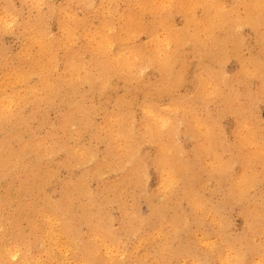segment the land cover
Masks as SVG:
<instances>
[{
  "label": "rangeland",
  "instance_id": "obj_1",
  "mask_svg": "<svg viewBox=\"0 0 264 264\" xmlns=\"http://www.w3.org/2000/svg\"><path fill=\"white\" fill-rule=\"evenodd\" d=\"M69 1L73 2L70 3ZM113 1L0 0V57H7H3L2 59H0V69L2 68L0 70V87H2L0 88L2 89L0 90V96L3 97H0V241L2 242H0V264H13L12 262L16 261L18 262V264H21L20 259H12L5 252L4 248H6L7 245L12 246L13 244H15L16 248H18L19 253H27L29 255L38 257L40 259V264L76 263L78 256L74 254V250H70L69 253H67L66 251L64 260H62V258L60 257L50 259L48 254L46 253V250L49 248L47 243H44L43 245L37 239L35 230L31 228L32 226L37 227V225L42 227L44 224H46L44 220L41 219V214L52 210V208L54 210L56 204L63 205L67 189L69 188H71L69 189V191L72 193V195H74L72 198L74 207L71 208L74 220H72L73 223L71 224L76 229L79 228L78 230L84 238V241H86L87 239V241H89L92 246L97 244L96 250L98 259L96 258L97 260L93 261V264H264V184H262L264 182V76H261L264 75L263 0H261L262 2L256 0L257 4H255V0H212V2L217 1L214 2V5L219 4L216 6H214L212 3L210 5L211 0H191L190 2L189 0L187 2H180L182 0H146L148 3H146L145 0H135V2H133L134 0ZM137 1L138 4L136 6L135 4ZM144 1L146 3L145 6L143 4ZM3 2L5 5H3ZM244 3L249 4L246 6V4ZM51 4L53 5V7ZM70 4L72 10L70 9ZM35 5L38 6V9L40 10L39 12L37 11L38 9H36L37 6L35 7ZM134 5L136 6V8H134ZM179 5L181 6L179 7ZM189 5L191 7H188ZM212 5L213 8L211 7ZM207 7H209V13H207V10H205L207 9ZM215 7L219 8L216 9ZM246 7H248V9ZM5 8H9V10H6ZM196 8H198V10H196ZM35 9L36 11H33ZM172 9H174L175 11ZM239 9H241V11ZM4 10L7 12H5ZM97 10L100 12H98ZM180 10H182V12ZM217 10L220 11H218L217 13ZM249 10L250 12H248ZM109 11L112 12L110 13ZM211 11L214 12H212L214 14H212L213 18H211L212 16H210ZM62 12L65 14H63ZM66 12L68 13V15ZM104 12H106L105 15ZM141 12L145 15H142ZM109 13L112 18L110 17V15L107 16ZM130 13L132 14V16ZM237 13L238 16L240 15L239 17L236 16ZM61 14H63V16ZM69 15L70 18L67 17ZM220 15H222V20L219 19ZM73 16L78 20L73 18ZM106 17H108V22L103 21L106 20ZM2 18H4L5 20ZM87 18H90V21ZM251 18H253V20ZM256 18L258 19L256 20ZM113 19H115V23L113 22ZM199 19L201 20V22L199 21ZM202 19L205 21L203 22ZM67 21L69 22V24ZM13 22L16 23L15 26H13ZM86 22L87 26H85ZM109 22L113 23L110 24ZM122 22H126L127 24H124ZM219 22L221 23L219 24ZM78 23L81 24L80 27ZM60 24L63 25L64 28L62 26H59ZM64 24L68 27H66ZM143 24L144 26L146 24V28L143 26ZM155 24L157 25V27ZM100 25L102 26L100 27ZM183 25L185 27H183ZM212 25L214 26L213 28ZM110 26L111 28H109ZM150 26H153V29H151ZM191 26H193L194 28ZM198 26L200 27V30L198 29ZM71 27L73 28V30ZM141 27L145 29H141ZM174 27L180 29H175ZM37 28L39 31L37 30ZM94 28L97 29L98 32ZM42 29H44V31H40ZM138 29L139 32L137 33L139 34H137L136 32H134L133 34V31H138ZM209 29L213 31L210 32ZM31 30H33V32ZM182 30L186 32H183ZM195 30L199 32L198 34L200 35V37L199 35H196ZM214 30L215 34H213ZM168 31H170L171 33ZM203 31L204 33L206 31V34H204ZM156 32L158 33V35L156 34ZM129 33H131L133 36ZM169 33L171 34V36ZM188 33L190 34L187 35ZM152 34L153 36H151ZM244 34L246 35L244 36ZM173 35L177 37H174ZM210 35H213L212 38H210ZM236 35L238 36V38ZM24 38L27 39L24 40ZM28 38L32 39L29 40ZM35 39L37 40V43H34L36 42L34 41ZM86 39H88L87 42ZM155 39L158 41H154ZM40 40H43L42 43ZM115 40L117 41L115 42ZM174 40H176L175 43ZM50 42L52 43V45L50 44ZM121 42H123L124 44ZM86 43H88L89 45ZM157 43L159 44V46ZM161 43L163 44L161 45ZM179 43L181 44V46ZM231 44L235 46H231ZM218 45H220V47H218ZM50 47L54 50V52L52 49H50ZM53 47L56 48L57 51H55L56 49H54ZM88 47L91 50H88ZM35 48L37 50H35ZM209 48H211L212 50H210ZM205 50L207 53L205 52ZM19 51L22 52L23 55ZM18 53L19 56H17ZM196 53L198 54L196 55ZM54 54L55 56H58H56V59L55 57H53ZM204 55L207 56V58ZM251 55H254V57ZM68 56L70 59H66V57ZM159 57H161L160 59L162 61L159 59ZM57 58L59 59L57 60ZM111 59H114L113 62H111ZM227 59H229L228 62ZM28 60L30 61L27 63ZM50 60H52V63L50 62ZM48 61L50 62V64ZM159 61L161 64L159 63ZM23 62L25 63L23 64ZM251 62L253 63L251 64ZM30 63H32L31 65L34 66L29 67ZM52 64L54 66L56 64L57 65L56 67H52ZM212 64L216 66L213 67ZM153 65L155 67H153ZM44 66L48 69L45 70ZM200 67L201 69H199ZM34 69L37 70L34 71ZM28 70L30 71V73ZM42 71H44V73ZM5 72L7 73L5 74ZM243 72L246 74H243ZM42 74L45 76L47 75L46 78ZM55 75L57 76L55 77ZM121 75L123 76V78ZM59 76L63 78L61 79L59 78ZM250 76H254V78ZM24 77H26V79L28 80L26 81ZM52 78L54 80H51ZM70 78L72 79V82L70 81ZM31 79L32 81H30ZM65 79L66 81H64ZM165 79L167 81H165ZM23 80H25L26 82ZM49 80H51V82ZM19 82L21 83V86ZM91 82L94 85H92ZM18 83L19 85H17ZM4 84L7 86H5ZM45 84L47 89L44 86ZM49 84L51 85L49 86ZM9 85H11V87H9L10 89L8 88ZM42 85L45 87V89ZM149 85L150 87H148ZM15 86L16 88H18L16 89ZM31 87L34 89H31ZM50 87L52 88L50 89ZM140 87L143 89H140ZM35 89L36 91H34ZM42 89L44 90L43 93ZM90 89L92 92L90 91ZM172 89L175 91H173ZM176 89H178V91ZM215 90H217V92H215ZM10 91L11 93H9L8 95V92ZM38 91L40 93H38ZM230 92H232L233 94ZM5 93L7 94V96ZM122 93L125 95H123ZM228 93L230 97H228ZM35 96L37 100L39 99L38 101L35 100ZM215 99L217 100V102ZM226 99L229 100L227 101ZM163 100H165L166 102ZM64 102L66 103V105ZM15 103L17 105H15ZM26 105L30 106L27 107ZM70 105L74 107H71ZM177 105L179 106L178 109L181 108L180 110L177 109ZM144 107H147L148 109ZM9 108L10 111H8ZM11 109L13 113H11ZM106 109H108L109 111ZM154 113L155 116L164 118L167 121L168 126L166 124L164 125V127H162L163 125L160 122H157L156 124L153 119ZM1 115H3L4 117ZM10 117L13 118L9 119ZM7 119L10 120V122ZM6 120L7 122H5ZM245 120L247 121L246 124ZM48 121L49 123H47ZM193 121L196 124H193ZM155 124L158 126H155ZM162 128H165L166 130H163ZM257 130L258 132H256ZM35 131H37V133ZM201 132H203L204 134H202ZM55 133L56 136L54 137ZM161 134L165 136H162ZM244 138L246 141H244ZM32 142L36 143L34 144ZM124 142H126L127 144ZM66 144H68V146ZM205 146L207 147L205 148ZM166 148L170 151V153L165 150ZM162 149H164V151ZM68 151H70V153ZM62 152L66 155H64ZM260 154L262 156H260ZM21 156L22 158H20ZM9 160L15 161H12L11 163L9 162ZM248 161L250 162L247 164ZM85 163H87L88 165ZM78 166H81L82 168ZM118 168H121V171ZM128 168L130 169V171ZM168 172H170V175H168ZM49 173L51 174L49 175ZM238 176L240 177V179ZM247 176L251 180L248 183L243 180L244 178H247ZM136 177L137 179H135ZM170 178H173V183L171 185L169 183ZM78 180H81L83 182V187L81 189L83 190L82 193L74 191V189H76L75 185L76 183H78ZM138 180L140 181L138 182ZM240 180L241 186L239 185ZM160 182H162V184ZM235 183H237L238 185ZM106 185L108 187H105ZM162 185L164 186V188ZM234 186H236V188ZM158 187L160 189H158ZM233 187L234 189H232ZM104 188H106V190ZM97 191L100 195L97 193ZM132 194L134 197L132 196ZM121 196L123 198H121ZM41 198L42 200L44 199V203L42 202ZM191 198L194 201H191ZM193 205L194 207H192ZM156 207L158 210L156 209ZM32 208L35 210H32ZM83 208H85L86 211L88 210L89 217L87 221H77L76 216L82 214V211L80 210H83ZM63 209L66 211L65 208ZM133 209L136 211H134ZM146 212L148 213V215ZM150 215L154 216L151 217ZM104 218L105 220H103ZM99 226L102 228H100ZM90 227H93L95 229L91 231ZM93 232L99 235V237L103 240V243L101 242L98 244V242L94 240ZM69 233L70 236L74 235L73 231L71 230L69 231ZM20 244H22V247L20 246ZM106 246L109 247L107 248ZM146 246H148V248H146ZM28 247H30V249ZM237 252L244 253V261L242 263H237L235 261ZM56 253V255H60L57 250ZM123 255H125L126 257H124ZM121 256H123L124 259ZM1 259L4 261H2ZM136 260L138 261V263ZM215 261L216 263H214Z\"/></svg>",
  "mask_w": 264,
  "mask_h": 264
},
{
  "label": "bare ground",
  "instance_id": "obj_2",
  "mask_svg": "<svg viewBox=\"0 0 264 264\" xmlns=\"http://www.w3.org/2000/svg\"><path fill=\"white\" fill-rule=\"evenodd\" d=\"M4 1H7V0H4ZM20 1V0H19ZM35 1V0H34ZM50 1V0H49ZM103 1V0H102ZM113 1V0H112ZM115 1V0H114ZM113 1V2H114ZM126 1V0H125ZM138 1H141V0H138ZM138 1L136 2V6H137V4H138ZM146 1V0H145ZM145 1H144V6H145V4L146 3H148L147 1H146V3H145ZM175 1V0H174ZM177 1H180V0H177ZM187 2L188 0H182V1H180V2ZM191 0H189V2H190ZM204 1V0H203ZM246 1V0H245ZM244 1V2H245ZM256 1V0H255ZM255 1H254V3H255ZM259 1H261V0H259ZM30 2H33V1H30ZM70 2V1H69ZM73 1H71L70 3H72ZM130 2V1H129ZM133 2H135V0L133 1ZM179 2V3H180ZM195 2H197V1H195ZM199 2V1H198ZM209 2V1H208ZM214 2H217V1H214ZM214 2H212V0H211V2H210V5H211V3L214 5ZM251 2V1H250ZM262 2V1H261ZM261 2H260V4H261ZM263 2H264V0H263ZM1 3H2V1H1ZM11 3V2H10ZM117 3V2H116ZM170 3H172V2H170ZM259 3V2H258ZM79 4V3H78ZM112 4V3H111ZM127 4V3H126ZM152 4H153V2H152ZM177 4V3H176ZM186 4V3H185ZM191 4V3H190ZM216 4V3H215ZM244 4H246V3H244ZM249 4V3H248ZM248 4H246V6L248 5ZM255 4H257V1H256V3ZM3 5H5L4 4V2H3ZM11 5V4H10ZM52 5V4H51ZM81 5V4H80ZM91 5V4H90ZM93 5H94V3H93ZM99 5V4H98ZM134 5V6H135ZM149 5V4H148ZM163 5V4H162ZM165 5V4H164ZM167 5V4H166ZM197 5H198V3H197ZM200 5V4H199ZM209 5V6H210ZM213 5L211 6L212 8H213ZM216 5H219V4H216ZM216 5H214V6H216ZM263 6H264V3L262 4ZM20 6V5H19ZM37 5H35V7H36ZM56 6V5H55ZM54 6V7H55ZM87 6V5H86ZM110 6H112V5H110ZM133 6V7H134ZM136 6L134 7V8H136ZM151 6V5H150ZM154 6V5H153ZM171 6V5H170ZM181 5H179V7H180ZM194 6H195V3H194ZM228 6V5H227ZM234 6V5H233ZM252 6V5H251ZM4 7V6H3ZM7 7V6H6ZM10 7V6H9ZM32 7V6H31ZM30 7V8H31ZM35 7H33V8H35ZM52 7H53V5H52ZM69 7V6H68ZM132 7V8H133ZM140 7H141V4H140ZM155 7V6H154ZM184 7V6H183ZM188 7H191L190 5L188 6ZM192 7H193V5H192ZM199 7V6H198ZM201 7V6H200ZM235 7V6H234ZM85 8V7H84ZM96 8H97V6H96ZM107 8V7H106ZM115 8V7H114ZM118 8V7H117ZM138 8V7H137ZM147 8H149V7H147ZM157 8V7H156ZM170 8V7H169ZM177 8V7H176ZM208 8L209 7H207V9H205V10H207V13H209L210 11L208 10ZM216 9L217 8H219V7H215ZM221 8V7H220ZM239 8V7H238ZM245 8V7H244ZM247 9H248V7H246ZM260 8V7H259ZM6 10H9V8H5ZM36 9H38V6H37V8ZM36 9L35 10H33V11H36ZM55 9V8H54ZM60 9H61V7H60ZM70 9H71V4H70ZM126 9V8H125ZM180 9H182V8H180ZM202 9V8H201ZM264 9V8H263ZM2 10V9H1ZM29 10V9H28ZM65 10V9H64ZM68 10V9H67ZM72 10V9H71ZM71 10H69V11H71ZM94 10H96V9H94ZM99 10V9H98ZM97 10V11H98ZM104 10H107V9H104ZM112 10V9H111ZM154 10V9H153ZM172 10H174V9H172ZM196 10H198V8H196ZM196 10H195V12H196ZM210 10H212V9H210ZM240 11H241V9H239ZM238 10V11H239ZM256 10V9H255ZM5 11V10H4ZM16 11V10H15ZM38 12L40 11L39 9L37 10ZM75 11H76V9H75ZM93 11V10H92ZM101 11H102V8H101ZM149 11V10H148ZM147 11V12H148ZM175 11V10H174ZM181 12H182V10H180ZM209 11V12H208ZM218 11H220V10H217V13H218ZM244 11V10H243ZM242 11V12H243ZM5 12H7V11H5ZM20 12V11H19ZM98 12H100V11H98ZM110 13L112 12V11H109ZM117 12V11H116ZM146 12V13H147ZM184 12H186V11H184ZM213 11H211V15L210 16H212L211 18H213V13H212ZM247 12V11H246ZM245 12V13H246ZM248 12H250V10L248 11ZM253 12V11H252ZM258 12V11H257ZM2 13V12H1ZM13 13V12H12ZM63 13V12H62ZM67 13V12H66ZM105 13L106 12H104V15H105ZM110 13L107 15V16H109L110 15ZM114 13V12H113ZM123 13H124V11H123ZM132 13V12H131ZM130 13V14H131ZM142 13V12H141ZM189 13V12H188ZM191 13H192V11H191ZM190 13V14H191ZM220 13V12H219ZM224 13V12H223ZM233 13V12H232ZM19 14V13H18ZM21 14V13H20ZM54 14V13H53ZM63 14H65V13H63ZM63 14H61L62 16H63ZM71 14V13H70ZM75 14V13H74ZM73 14V15H74ZM92 14V13H91ZM115 14V13H114ZM134 14H137V13H134ZM144 13H142V15H143ZM186 14V13H185ZM213 14V15H212ZM242 14V13H241ZM61 15H59V16H61ZM67 15H68V13H67ZM79 15V14H78ZM118 15V14H117ZM116 15V16H117ZM145 15V14H144ZM232 15V14H231ZM235 15V14H234ZM234 15H233V17H234ZM250 15H251V13H250ZM254 15V14H253ZM258 15V14H257ZM263 15V14H262ZM10 16H11V14H10ZM17 16V15H16ZM53 16V15H52ZM56 16V15H55ZM58 16V15H57ZM76 16V15H75ZM113 16V15H112ZM128 16H130V15H128ZM131 16H132V14H131ZM135 16V15H134ZM137 16V15H136ZM191 16V15H190ZM197 16V15H196ZM207 16V15H206ZM221 16L222 15H220V20H222L221 19ZM236 16L237 17H239L238 16V13L236 14ZM243 16H244V14H243ZM242 16V17H243ZM260 16V15H259ZM1 17V16H0ZM8 17V16H7ZM45 17V16H44ZM43 17V18H44ZM66 17V16H65ZM68 18H70V15L69 16H67ZM71 17H72V15H71ZM110 17H111V15H110ZM122 17V16H121ZM127 17V16H126ZM143 17V16H142ZM166 17V16H165ZM172 17V16H171ZM198 17V16H197ZM208 17V16H207ZM218 17V16H217ZM224 17V16H223ZM246 17H247V15H246ZM253 17V16H252ZM6 18V17H5ZM46 18V17H45ZM73 18H75L76 20H78L76 17H74L73 16ZM80 18H82V17H80ZM92 18V17H91ZM112 18V17H111ZM132 18V17H131ZM137 18V17H136ZM146 18V17H145ZM186 18V17H185ZM231 18H232V16H231ZM1 19V18H0ZM2 19H4V18H2ZM17 19V18H16ZM34 19V18H33ZM32 19V20H33ZM37 19H39V18H37ZM64 19V18H63ZM62 19V20H63ZM74 19V20H75ZM88 19V18H87ZM90 19V18H89ZM88 19V20H89ZM107 19H108V17H106V20H103L104 22H106L107 21ZM118 19V18H117ZM121 19H124V18H121ZM129 19V18H128ZM138 19H140V18H138ZM162 19V18H161ZM187 19V18H186ZM192 19V18H191ZM229 19V18H228ZM252 20H253V18H251ZM250 19V20H251ZM258 18H256V20H257ZM5 20V19H4ZM29 20V19H28ZM50 20V19H49ZM68 20V19H67ZM110 20V19H109ZM114 20L115 19H113V22H114ZM145 20V19H144ZM197 20H198V18H197ZM203 20V19H202ZM207 20V19H206ZM210 20V19H209ZM208 20V21H209ZM212 20V19H211ZM217 20V19H216ZM219 20V21H220ZM226 20V19H225ZM249 20V19H248ZM8 21V20H7ZM12 21V20H11ZM26 21V20H25ZM38 21V20H37ZM40 21H41V19H40ZM65 21V20H64ZM73 21V20H72ZM90 21V20H89ZM140 21V20H139ZM191 21V20H190ZM193 21H195V20H193ZM199 21L201 22V20L199 19ZM205 20H203V22H204ZM231 21H233V20H231ZM68 22V21H67ZM66 22V23H67ZM78 22V21H77ZM76 22V23H77ZM97 22V21H96ZM108 22V21H107ZM112 22V23H113ZM127 22V21H126ZM124 23V22H122V23H124V24H127V23ZM131 22H132V20H131ZM160 22V21H159ZM161 22H163V21H161ZM186 22H187V20H186ZM213 22V21H212ZM212 22H210V23H212ZM215 22V21H214ZM251 22V21H250ZM255 22V21H254ZM2 23V22H1ZM14 23V25L13 26H15V22H13ZM48 23V22H47ZM52 23V22H51ZM74 23H75V21H74ZM110 23V22H109ZM108 23V24H109ZM112 23H110V24H112ZM115 23V22H114ZM136 23H138V22H136ZM140 23V22H139ZM141 23H142V21H141ZM155 23V22H154ZM165 23H166V21H165ZM172 23V22H171ZM170 23V24H171ZM218 23V22H217ZM221 22H219V24H220ZM229 23V22H228ZM20 24V23H19ZM68 24H69V22H68ZM72 24V23H71ZM130 24V23H129ZM132 24H133V22H132ZM167 24V23H166ZM173 24V23H172ZM202 24V23H201ZM215 24V23H214ZM23 25H24V23H23ZM22 25V26H23ZM52 25V24H51ZM65 25V24H64ZM74 25V24H73ZM78 25H79V27H80V25L81 24H79L78 23ZM84 25H85V23H84ZM83 25V26H84ZM105 25V24H104ZM122 25V24H121ZM120 25V26H121ZM150 25V24H149ZM156 25V24H155ZM154 25V26H155ZM159 25V24H158ZM176 25H178V24H176ZM175 25V26H176ZM186 25V24H185ZM196 25V24H195ZM194 25V26H195ZM205 25V24H204ZM208 25V24H207ZM234 25V24H233ZM245 25V24H244ZM249 25V24H248ZM251 25V24H250ZM22 26H21V28H22ZM40 26H42V25H40ZM47 26V25H46ZM59 26H62L63 28H64V26L63 25H59ZM66 26V25H65ZM77 26V25H76ZM75 26V27H76ZM82 26V27H83ZM85 26H87V22H86V25ZM102 25H100V27H101ZM109 26V25H108ZM114 26V25H113ZM112 26V27H113ZM117 26V25H116ZM127 26V25H126ZM143 26H144V24H143ZM162 26V25H161ZM167 26H168V24H167ZM174 26V25H173ZM187 26V25H186ZM197 26V25H196ZM255 26V25H254ZM253 26V27H254ZM18 27V26H17ZM50 27V26H49ZM66 27H68V26H66ZM70 27V26H69ZM89 27H91V26H89ZM93 27V26H92ZM119 27V26H118ZM125 27V26H124ZM145 28H146V24H145V26H144ZM148 27V26H147ZM151 27V26H150ZM153 27V26H152ZM151 27V29H153ZM156 27H157V25H156ZM163 27H164V24H163ZM166 27V26H165ZM181 27V26H180ZM183 27H185L184 25H183ZM188 27V26H187ZM191 27H193V26H191ZM214 26L212 25V28H213ZM60 28V27H59ZM63 28H61V29H63ZM72 28V27H71ZM97 28V27H96ZM107 28V27H106ZM109 28H111V26L109 27ZM116 28V27H115ZM143 27H141V29H142ZM145 28H143V29H145ZM175 28V27H174ZM194 28V27H193ZM193 28H191V29H193ZM241 28V27H240ZM7 29V28H6ZM32 29V28H31ZM78 29V28H77ZM87 29V28H86ZM95 29V28H94ZM93 29V30H94ZM124 29V28H123ZM128 29V28H127ZM132 29V28H131ZM140 29V30H141ZM150 29V30H151ZM171 29V28H170ZM175 29H180V28H175ZM198 29L200 30V27L198 26ZM203 29V28H202ZM201 29V30H202ZM211 29V28H210ZM209 29V31L210 32H212L211 30ZM215 29V28H214ZM224 29V28H223ZM238 29V28H237ZM8 30H9V28H8ZM13 30V29H12ZM30 30V29H29ZM37 30H38V28H37ZM48 30H49V28H48ZM71 30V29H70ZM72 30H73V28H72ZM75 30V29H74ZM95 30H97V29H95ZM120 30V29H119ZM197 30V29H196ZM195 30V31H196ZM208 30V29H207ZM216 30H218V29H216ZM220 30V29H219ZM222 30V29H221ZM257 30V29H256ZM255 30V31H256ZM32 32H33V30H31ZM39 31V30H38ZM40 31H44V29H42V30H40ZM58 31V30H57ZM64 31V30H63ZM76 31V30H75ZM79 31H80V29H79ZM91 31V30H90ZM101 31V30H100ZM99 31V32H100ZM103 31V30H102ZM114 31V30H113ZM118 31V30H117ZM124 31V30H123ZM143 31H146V30H143ZM147 31H148V29H147ZM156 31V30H155ZM183 31V30H182ZM186 31H187V28H186ZM186 31H183V32H186ZM191 31H193V30H191ZM238 31H240V30H238ZM30 32V31H29ZM88 32V31H87ZM97 32H98V30H97ZM111 32V31H110ZM119 32V31H118ZM132 32V31H131ZM134 32H139V29H138V31L136 30V31H133V34H134ZM140 32H142V31H140ZM153 32V31H152ZM168 32H170V31H168ZM208 32V31H207ZM42 33V32H41ZM75 33H77V32H75ZM96 33V32H95ZM120 33H121V31H120ZM171 33V32H170ZM169 33V34H170ZM199 32L198 31H196V35H199L198 34ZM203 33H204V31H203ZM209 33V32H208ZM220 33V32H219ZM239 33V32H238ZM245 33V32H244ZM25 34V33H24ZM34 34H35V32H34ZM50 34V33H49ZM77 34H79V33H77ZM85 34V33H84ZM84 34H83V37H84ZM98 34V33H97ZM96 34V35H97ZM114 34V33H113ZM117 34V33H116ZM129 34H131V33H129ZM137 34H139V33H137ZM151 34V33H150ZM156 34L158 35V33L156 32ZM155 34V35H156ZM168 34V33H167ZM190 33H188L187 35H189ZM204 34H206V31H205V33ZM213 34H215V30H214V33ZM221 34V33H220ZM219 34V35H220ZM224 34V33H223ZM262 34V33H261ZM40 35V34H39ZM51 35V34H50ZM49 35V36H50ZM94 35V34H93ZM122 35V34H121ZM127 35V34H126ZM132 35V34H131ZM187 35H186V37H187ZM203 35V34H202ZM201 35V36H202ZM217 35V34H216ZM225 35V34H224ZM238 35V34H237ZM236 35V36H237ZM246 34H244V36H245ZM61 36V35H60ZM133 36V35H132ZM132 36H130V37H132ZM138 36V35H137ZM136 36V37H137ZM151 36H153V34L151 35ZM170 36H171V34H170ZM174 37H177V36H175V35H173ZM178 36H179V34H178ZM181 36H182V32H181ZM204 36H206V35H204ZM211 36V35H210ZM213 36V35H212ZM212 36L210 37V38H212ZM260 36V35H259ZM43 37V36H42ZM117 37H119V36H117ZM125 37V36H124ZM127 37V36H126ZM197 37V36H196ZM199 37H200V35H199ZM220 37V36H219ZM89 38V37H88ZM138 38V37H137ZM154 38H155V36H154ZM192 38V37H191ZM221 38V37H220ZM234 38H236V37H234ZM237 38H238V36H237ZM243 38V37H242ZM247 38V37H246ZM259 38V37H258ZM27 39V38H26ZM25 38H24V40H26ZM29 39V38H28ZM30 39H32V38H30ZM29 39V40H30ZM37 39V38H36ZM34 40V41H36V42H34V43H37V40ZM44 39H45V37H44ZM43 39V40H44ZM47 39H49V38H47ZM76 39V38H75ZM90 39H91V37H90ZM98 39V38H97ZM147 39V38H146ZM166 39H169V38H166ZM177 39V38H176ZM184 39V38H183ZM189 39V38H188ZM195 39V38H194ZM207 39V38H206ZM209 39V38H208ZM230 39V38H229ZM232 39V38H231ZM42 40V41H43ZM58 40V39H57ZM87 40L88 39H86V42H87ZM107 40V39H106ZM121 40V39H120ZM162 40V39H161ZM178 40V39H177ZM191 40V39H190ZM41 41V40H40ZM42 41H41V43H42ZM91 41V40H90ZM117 40H115V42H116ZM154 41H158V40H154ZM160 41V40H159ZM169 41V40H168ZM175 41L176 40H174V43H175ZM185 41V40H184ZM222 41V40H221ZM220 41V42H221ZM39 42V41H38ZM69 42V41H68ZM119 42V41H118ZM148 42V41H147ZM146 42V43H147ZM181 42V41H180ZM84 43H85V41H84ZM92 43H94V42H92ZM98 43V42H97ZM121 43H123V42H121ZM128 43V42H127ZM134 43V42H133ZM137 43V42H136ZM150 43H151V41H150ZM171 43V42H170ZM178 43V42H177ZM218 43H219V41H218ZM217 43V44H218ZM239 43V42H238ZM247 43V42H246ZM251 43V42H250ZM262 43V42H261ZM50 44L52 45V43L50 42ZM58 44V43H57ZM61 44V43H60ZM75 44V43H74ZM79 44V43H78ZM86 44H88V43H86ZM91 44V43H90ZM94 44H96V43H94ZM124 44V43H123ZM149 44V43H148ZM154 44V43H153ZM158 44V43H157ZM163 43H161V45H162ZM180 44V43H179ZM193 44V43H192ZM233 44V43H232ZM231 44V46H235V45H232ZM259 44V43H258ZM31 45V44H30ZM34 45V44H33ZM39 45H41V44H39ZM59 45V44H58ZM89 45V44H88ZM98 45V44H97ZM117 45V44H116ZM134 45V44H133ZM132 45V46H133ZM144 45H146V44H144ZM170 45V44H169ZM176 45V44H175ZM204 45V44H203ZM251 45V44H250ZM29 46V45H28ZM55 46V45H54ZM64 46V45H63ZM66 46H68V45H66ZM83 46H84V44H83ZM102 46H103V44H102ZM152 46V45H151ZM158 46H159V44H158ZM180 46H181V44H180ZM230 46V45H229ZM30 47V46H29ZM33 47V46H32ZM89 47H91V46H89ZM88 47V50L90 49ZM119 47V46H118ZM163 47V46H162ZM192 47V46H191ZM218 47H220V45H218ZM221 47H222V45H221ZM39 48H40V46H39ZM54 48V47H53ZM70 48V47H69ZM81 48H82V46H81ZM108 48H109V46H108ZM111 48V47H110ZM124 48V47H123ZM131 48V47H130ZM156 48V47H155ZM155 48H154V50H155ZM167 48V47H166ZM199 48H201V47H199ZM208 48V47H207ZM216 48V47H215ZM214 48V49H215ZM239 48V47H238ZM252 48V47H251ZM263 48V47H262ZM9 49V48H8ZM23 49V48H22ZM25 49V48H24ZM50 49H52L51 47H50ZM54 49H56V48H54ZM62 49V48H61ZM68 49V48H67ZM87 49V48H86ZM118 49V48H117ZM125 49V48H124ZM136 49V48H135ZM162 49V48H161ZM169 49V48H168ZM210 50H212L211 48H209ZM3 50V49H2ZM35 50H37L36 48H35ZM53 50V49H52ZM66 50V49H65ZM91 50V49H90ZM104 50V49H103ZM103 50H100V51H103ZM188 50V49H187ZM230 50V49H229ZM241 50V49H240ZM12 51V50H11ZM15 51V50H14ZM44 51V50H43ZM50 51V50H49ZM55 51H57V49L55 50ZM62 51V50H61ZM64 51V50H63ZM68 51V50H67ZM69 51H71V50H69ZM82 51V50H81ZM80 51V52H81ZM157 51V50H156ZM164 51V50H163ZM165 51H167V50H165ZM174 51V50H173ZM180 51V50H179ZM252 51V50H251ZM4 52V51H3ZM20 52V51H19ZM31 52H32V50H31ZM35 52V51H34ZM33 52V53H34ZM37 52V51H36ZM47 52H48V50H47ZM53 52H54V50H53ZM86 52V51H85ZM205 52H206V50H205ZM238 52H239V49H238ZM237 52V53H238ZM260 52V51H259ZM258 52V53H259ZM12 53V52H11ZM17 53V52H16ZM21 54H22V52H20ZM52 53V52H51ZM57 53V52H56ZM58 53H60V52H58ZM94 53V52H93ZM92 53V54H93ZM132 53V52H131ZM200 53H201V51H200ZM203 53V52H202ZM207 53V52H206ZM217 53V52H216ZM215 53V54H216ZM30 54H32V53H30ZM36 54H38V53H36ZM40 54V53H39ZM49 54V53H48ZM81 54V53H80ZM79 54V55H80ZM97 54V53H96ZM95 54V55H96ZM124 54H125V51H124ZM134 54V53H133ZM170 54H172V53H170ZM177 54V53H176ZM198 53H196V55H197ZM205 54V53H204ZM210 54V53H209ZM214 54V55H215ZM235 54V53H234ZM23 55V54H22ZM63 55H64V53H63ZM76 55V54H75ZM129 55V54H128ZM149 55V54H148ZM169 55V54H168ZM211 55V54H210ZM10 56V55H9ZM17 56H19V53L17 54ZM39 56V55H38ZM45 56V55H44ZM51 56V55H50ZM50 56H49V58H50ZM57 56V55H56ZM56 56H55V54H54V56L53 57H55V59H56ZM59 56H60V54H59ZM72 56V55H71ZM70 56V57H71ZM77 56H78V54H77ZM76 56V57H77ZM125 56V55H124ZM131 56V55H130ZM153 56V55H152ZM160 56V55H159ZM170 56V55H169ZM168 56V57H169ZM174 56V55H173ZM178 56H179V53H178ZM205 56V55H204ZM222 56H223V54H222ZM251 56H253L254 57V55H251ZM3 57H5V56H3ZM2 57V58H3ZM58 57V56H57ZM116 57V56H115ZM168 57H167V59H168ZM175 57V56H174ZM201 57V56H200ZM199 57V58H200ZM206 58H207V56H205ZM217 57V56H216ZM229 57V56H228ZM232 57H234V56H232ZM262 57H263V55H262ZM261 57V58H262ZM1 57H0V59H2ZM5 58H7V57H5ZM26 58V57H25ZM34 58V57H33ZM36 58H37V56H36ZM48 58V57H47ZM62 58V57H61ZM60 58V59H61ZM67 58H69V56L68 57H66V59ZM93 58H94V56H93ZM97 58H98V56H97ZM97 58H95V59H97ZM119 58V57H118ZM118 58H116V59H118ZM135 58V57H134ZM137 58V57H136ZM161 57H159V59H160ZM165 58V57H164ZM204 58V57H203ZM247 58V57H246ZM257 58V57H256ZM15 59V58H14ZM31 59V58H30ZM59 58H57V60H58ZM70 59V58H69ZM105 59H107V58H105ZM163 59V58H162ZM166 59V60H167ZM184 59V58H183ZM182 59V60H183ZM187 59V58H186ZM208 59H210V58H208ZM220 59V58H219ZM230 59V58H229ZM229 59H227V62H228V60ZM240 59V58H239ZM248 59V58H247ZM254 59V58H253ZM13 60V59H12ZM92 60V59H91ZM114 60V59H113ZM113 60L111 59V62H113ZM137 60V59H136ZM142 60V59H141ZM155 60V59H154ZM153 60V61H154ZM161 60V59H160ZM172 60V59H171ZM181 60V59H180ZM207 60V59H206ZM222 60V59H221ZM252 60V59H251ZM262 60V59H261ZM3 61V60H2ZM30 60H28L27 61V63L29 62ZM33 61V60H32ZM39 61H40V59H39ZM43 61V60H42ZM47 61V60H46ZM45 61V62H46ZM52 60H50V62H51ZM67 61H69V60H67ZM88 61V60H87ZM102 61V60H101ZM139 61V60H138ZM162 61V60H161ZM173 61H175V60H173ZM204 61H205V59H204ZM214 61V60H213ZM217 61V60H216ZM219 61V60H218ZM226 61V60H225ZM248 61V60H247ZM49 62V61H48ZM47 62V63H48ZM50 62H49V64H50ZM55 62V61H54ZM85 62V61H84ZM137 62V61H136ZM150 62V61H149ZM156 62V61H155ZM166 62V61H165ZM196 62V61H195ZM198 62H200V61H198ZM2 63V62H1ZM25 62H23V64H24ZM36 63V62H35ZM40 63V62H39ZM52 63V62H51ZM65 63V62H64ZM94 63V62H93ZM102 63V62H101ZM120 63H122V62H120ZM159 63H160V61H159ZM181 63V62H180ZM191 63V62H190ZM213 63V62H212ZM215 63V62H214ZM218 63V62H217ZM220 63V62H219ZM240 63V62H239ZM253 62H251V64H252ZM256 63V62H255ZM254 63V64H255ZM15 64V63H14ZM22 64V65H23ZM32 63H30V66L29 67H33L34 65H31ZM59 64V63H58ZM68 64V63H67ZM74 64V63H73ZM96 64V63H95ZM109 64V63H108ZM111 64V63H110ZM154 64V63H153ZM161 64V63H160ZM225 64H226V62H225ZM247 64H249V63H247ZM18 65V64H17ZM53 65V64H52ZM51 65V66H52ZM57 65V64H56ZM56 65L54 66H52V67H56ZM114 65V64H113ZM157 65V64H156ZM167 65V64H166ZM197 65V64H196ZM213 65V64H212ZM223 65V64H222ZM242 65V64H241ZM260 65V64H259ZM262 65V64H261ZM16 66V65H15ZM19 66V65H18ZM26 66V65H25ZM45 66H46V64H45ZM44 66V67H45ZM66 66H68V65H66ZM74 66V65H73ZM79 66V65H78ZM109 66V65H108ZM135 66V65H134ZM145 66V65H144ZM176 66V65H175ZM188 66V65H187ZM209 66V65H208ZM216 66V65H215ZM214 65H213V67H215ZM225 66V65H224ZM70 67V66H69ZM76 67V66H75ZM133 67V66H132ZM153 67H155L154 65H153ZM169 67V66H168ZM167 67V68H168ZM183 67V66H182ZM194 67V66H193ZM192 67V68H193ZM206 67V66H205ZM205 67H204V69H205ZM21 68V67H20ZM58 68V67H57ZM56 68V69H57ZM74 68V67H73ZM73 68H72V70H73ZM139 68H140V66H139ZM142 68V67H141ZM223 68V67H222ZM222 68H221V70H222ZM242 68V67H241ZM244 68H246V67H244ZM2 69V68H1ZM0 69V70H1ZM26 69V68H25ZM24 69V70H25ZM28 69V68H27ZM33 69V68H32ZM31 69V70H32ZM46 69H48L47 67H45V70ZM52 69V68H51ZM60 69V68H59ZM75 69V68H74ZM78 69V68H77ZM80 69V68H79ZM131 69V68H130ZM136 69H137V67H136ZM163 69V68H162ZM165 69V68H164ZM175 69V68H174ZM183 69V68H182ZM199 69H201V67L199 68ZM209 69V68H208ZM254 69V68H253ZM252 69V70H253ZM257 69V68H256ZM18 70H19V68H18ZM18 70H17V72H18ZM37 70V69H36ZM35 69H34V71H36ZM55 70V69H54ZM71 70V71H72ZM87 70V69H86ZM127 70V69H126ZM139 70V69H138ZM245 70V69H244ZM244 70H242V71H244ZM249 70V69H248ZM255 70V69H254ZM29 71V70H28ZM48 71V70H47ZM51 71V70H50ZM77 71V70H76ZM119 71V70H118ZM118 71H116V72H118ZM132 71V70H131ZM135 71V70H134ZM153 71V70H152ZM194 71V70H193ZM197 71H199V70H197ZM202 71V70H201ZM200 71V72H201ZM215 71V70H214ZM264 71V70H263ZM43 73H44V71H42ZM54 72V71H53ZM79 72H80V70H79ZM79 72H78V74H79ZM168 72V71H167ZM176 72V71H175ZM221 72V71H220ZM7 72H5V74H6ZM29 73H30V71H29ZM35 73V72H34ZM34 73H32V74H34ZM46 73V72H45ZM75 73V72H74ZM126 73V72H125ZM124 73V74H125ZM133 73V72H132ZM136 73H137V71H136ZM147 73H149V72H147ZM163 73V72H162ZM182 73V72H181ZM191 73V72H190ZM246 73H247V70H246ZM246 73H244L243 72V74H246ZM254 73V72H253ZM256 73H257V71H256ZM255 73V74H256ZM264 73V72H263ZM4 74V75H5ZM37 74V73H36ZM41 74V73H40ZM40 74H38V75H40ZM51 74V73H50ZM53 74V73H52ZM57 74V73H56ZM110 74V73H109ZM119 74V73H118ZM131 74V73H130ZM140 74V73H139ZM161 74V73H160ZM167 74V73H166ZM194 74V73H193ZM204 74V73H203ZM231 74V73H230ZM43 75V74H42ZM71 75V74H70ZM113 75H115V74H113ZM123 75V74H122ZM121 75V76H122ZM133 75V74H132ZM131 75V76H132ZM135 75V74H134ZM184 75V74H183ZM207 75V74H206ZM220 75V74H219ZM229 75V74H228ZM2 76H3V74H2ZM1 76V77H2ZM36 76V75H35ZM43 76H45V75H43ZM47 76V75H46ZM46 76H45V78H46ZM57 75H55V77H56ZM117 76V75H116ZM120 76V75H119ZM118 76V77H119ZM188 76V75H187ZM192 76V75H191ZM220 76H222V75H220ZM255 76V75H254ZM254 76H250V77H252V78H254ZM262 77L264 76V75H261ZM30 77H32V76H30ZM65 77V76H64ZM117 77V78H118ZM142 77V76H141ZM147 77H149V76H147ZM159 77V76H158ZM190 77V76H189ZM193 77V76H192ZM196 77V76H195ZM202 77V76H201ZM214 77V76H213ZM223 77V76H222ZM246 77H248V76H246ZM249 77V78H250ZM25 78V80L27 81L28 79H26V77H24ZM36 78V77H35ZM54 78V77H53ZM51 79V80H54V79ZM59 78H61L60 76H59ZM63 78V77H62ZM61 78V79H62ZM72 78V77H71ZM70 78V79H71ZM98 78H99V76H98ZM122 78H123V76H122ZM126 78V77H125ZM135 78V77H134ZM186 78V77H185ZM203 78V77H202ZM225 78H226V76H225ZM224 78V79H225ZM245 78V77H244ZM37 79V78H36ZM42 79V78H41ZM67 79V78H66ZM66 79L64 80V81H66ZM94 79V78H93ZM107 79V78H106ZM127 79V78H126ZM183 79V78H182ZM228 79V78H227ZM243 79V78H242ZM241 79V80H242ZM5 80V79H4ZM21 80V79H20ZM25 80H23V81H25ZM51 80H49L50 82H51ZM58 80V79H57ZM95 80V79H94ZM155 80H158V79H155ZM154 80V81H155ZM187 80V79H186ZM214 80V79H213ZM249 80V79H248ZM22 81V80H21ZM25 81V82H26ZM30 81H32V79L30 80ZM34 81H35V79H34ZM40 81V80H39ZM59 81V80H58ZM71 82H72V79L70 80ZM107 81V80H106ZM109 81V80H108ZM124 81H128V80H124ZM133 81H135V80H133ZM150 81V80H149ZM165 81H167L166 79H165ZM191 81V80H190ZM190 81H188V82H190ZM247 81V80H246ZM251 81V80H250ZM10 82V81H9ZM17 82V81H16ZM152 82V81H151ZM162 82V81H161ZM204 82V81H203ZM242 82V81H241ZM252 82V81H251ZM257 82V81H256ZM264 82V81H263ZM5 83V82H4ZM13 83H14V81H13ZM20 83V82H19ZM19 83L17 84V85H19ZM32 83H34V82H32ZM40 83V82H39ZM53 83V82H52ZM57 83V82H56ZM92 83V82H91ZM107 83V82H106ZM170 83V82H169ZM173 83V82H172ZM171 83V84H172ZM175 83V82H174ZM199 83V82H198ZM211 83V82H210ZM224 83V82H223ZM6 84V83H5ZM4 84V85H5ZM12 84V83H11ZM16 84V83H15ZM23 84V83H22ZM28 84H29V82H28ZM36 84V83H35ZM58 84V83H57ZM69 84V83H68ZM75 84V83H74ZM145 84V83H144ZM147 84V83H146ZM161 84V83H160ZM159 84V85H160ZM177 84V83H176ZM225 84V83H224ZM263 84V83H262ZM2 85H3V83H2ZM31 85V84H30ZM37 85V84H36ZM51 84H49V86H50ZM70 85V84H69ZM92 85H94L93 83H92ZM141 85V84H140ZM180 85V84H179ZM191 85V84H190ZM194 85V84H193ZM216 85V84H215ZM222 85V84H221ZM1 86V85H0ZM5 86H7V85H5ZM13 86V85H12ZM20 86H21V83H20ZM32 86V85H31ZM43 86V85H42ZM45 87H46V84L44 85ZM43 86V87H44ZM48 86V85H47ZM68 86V85H67ZM71 86V85H70ZM76 86V85H75ZM202 86V85H201ZM9 87H11V85H9L8 86V88ZM33 87V86H32ZM31 87V89H34V88H32ZM45 87H44V89H45ZM60 87V86H59ZM90 87V86H89ZM93 87V86H92ZM121 87V86H120ZM148 87H150V85L148 86ZM147 87V88H148ZM184 87V86H183ZM253 87V86H252ZM0 88H2V87H0ZM14 88V87H13ZM15 88H16V86H15ZM18 88V87H17ZM16 88V89H17ZM52 87H50V89H51ZM54 88V87H53ZM57 88V87H56ZM68 88V87H67ZM200 88V87H199ZM204 88V87H203ZM202 88V89H203ZM208 88V87H207ZM231 88V87H230ZM245 88V87H244ZM10 89V88H9ZM24 89V88H23ZM46 89H47V87H46ZM96 89H98V88H96ZM121 89V88H120ZM129 89V88H128ZM140 89H143V88H141L140 87ZM169 89V88H168ZM188 89V88H187ZM217 89H218V87H217ZM220 89V88H219ZM0 90H2V89H0ZM25 90V89H24ZM30 90V89H29ZM41 90V89H40ZM173 90V89H172ZM177 91H178V89H176ZM190 90V89H189ZM204 90V89H203ZM226 90V89H225ZM9 91V90H8ZM23 91V90H22ZM21 91V92H22ZM26 91V90H25ZM34 91H36V89L34 90ZM34 91H33V94H34ZM43 89H42V93H43ZM60 91V90H59ZM58 91V92H59ZM90 91H91V89H90ZM128 91V90H127ZM133 91V90H132ZM157 91V90H156ZM162 91V90H161ZM173 91H175V90H173ZM212 91V90H211ZM20 92V93H21ZM48 92V91H47ZM92 92V91H91ZM100 92V91H99ZM123 92V91H122ZM172 92V91H171ZM196 92V91H195ZM194 92V93H195ZM199 92V91H198ZM197 92V93H198ZM200 92H201V90H200ZM215 92H217V90H215ZM214 92V93H215ZM227 92V91H226ZM3 93V92H2ZM9 93H11V91L10 92H8V95H9ZM38 93H40L39 91H38ZM50 93V92H49ZM62 93V92H61ZM87 93V92H86ZM127 93V92H126ZM131 93V92H130ZM148 93V92H147ZM153 93V92H152ZM230 93H232V92H230ZM248 93V92H247ZM0 94H1V92H0ZM6 94V93H5ZM4 94V95H5ZM29 94V93H28ZM71 94H75V93H71ZM99 94V93H98ZM118 94H119V92H118ZM123 94V93H122ZM140 94V93H139ZM142 94V93H141ZM163 94H164V92H163ZM206 94V93H205ZM223 94V93H222ZM233 94V93H232ZM31 95V94H30ZM53 95V94H52ZM123 95H125V94H123ZM122 95V96H123ZM161 95V94H160ZM167 95H168V93H167ZM187 95V94H186ZM228 95H229V93H228ZM6 96H7V94H6ZM5 96V97H6ZM28 96V95H27ZM27 96H24V97H27ZM50 96V95H49ZM58 96H59V94H58ZM68 96V95H67ZM70 96V95H69ZM74 96V95H73ZM86 96V95H85ZM138 96V95H137ZM153 96V95H152ZM169 96H171V95H169ZM179 96V95H178ZM201 96V95H200ZM207 96V95H206ZM218 96V95H217ZM0 97H2V96H0ZM4 97V98H5ZM9 97V96H8ZM22 97V96H21ZM48 97V96H47ZM62 97V96H61ZM127 97V96H126ZM139 97V96H138ZM165 97V96H164ZM184 97V96H183ZM189 97V96H188ZM199 97V96H198ZM212 97V96H211ZM222 97V96H221ZM228 97H230V95L228 96ZM243 97V96H242ZM247 97V96H246ZM245 97V98H246ZM3 98V97H2ZM12 98V97H11ZM35 98H36V96H35ZM81 98V97H80ZM85 98V97H84ZM83 98V99H84ZM213 98V97H212ZM17 99V98H16ZM26 99V98H25ZM53 99V98H52ZM55 99H56V97H55ZM118 99H120V98H118ZM140 99V98H139ZM143 99V98H142ZM145 99V98H144ZM169 99V98H168ZM207 99V98H206ZM209 99V98H208ZM234 99V98H233ZM9 100V99H8ZM15 100V99H14ZM35 100H37V98L35 99ZM39 100V99H38ZM37 100V101H38ZM44 100V99H43ZM42 100V101H43ZM167 100V99H166ZM216 100V99H215ZM227 100V99H226ZM229 100V99H228ZM227 100V101H228ZM13 101V100H12ZM17 101H19V100H17ZM22 101V100H21ZM32 101V100H31ZM66 101V100H65ZM72 101V100H71ZM79 101H81V100H79ZM157 101H159V100H157ZM163 101H165V100H163ZM168 101V100H167ZM171 101V100H170ZM219 101V100H218ZM232 101V100H231ZM236 101V100H235ZM26 102V101H25ZM40 102V101H39ZM51 102V101H50ZM50 102H49V104H50ZM69 102V101H68ZM83 102H84V100H83ZM91 102V101H90ZM102 102V101H101ZM108 102V101H107ZM166 102V101H165ZM195 102H197V101H195ZM216 102H217V100H216ZM245 102V101H244ZM249 102V101H248ZM18 103H20V102H18ZM44 103H45V101H44ZM65 103V102H64ZM71 103V102H70ZM135 103V102H134ZM142 103V102H141ZM141 103H139V104H141ZM153 103V102H152ZM251 103H252V101H251ZM5 104V103H4ZM25 104V103H24ZM23 104V105H24ZM29 104V103H28ZM31 104V103H30ZM34 104H35V102H34ZM36 104H38V103H36ZM60 104V103H59ZM157 104H159V103H157ZM167 104V103H166ZM220 104V103H219ZM260 104V103H259ZM14 105V104H13ZM12 105V106H13ZM15 105H17L16 103H15ZM20 105V104H19ZM53 105H56V104H53ZM65 105H66V103H65ZM92 105V104H91ZM94 105V104H93ZM119 105V104H118ZM168 105V104H167ZM178 105H179V103H178ZM177 105V109L179 108V106ZM185 105H187V104H185ZM234 105V104H233ZM27 106V105H26ZM28 106H30V105H28ZM27 106V107H28ZM37 106V105H36ZM71 106V105H70ZM76 106V105H75ZM95 106V105H94ZM106 106V105H105ZM181 106V105H180ZM208 106H210V105H208ZM214 106V105H213ZM55 107V106H54ZM58 107V106H57ZM68 107V106H67ZM71 107H74V106H71ZM43 108H44V106H43ZM42 108V109H43ZM120 108V107H119ZM144 108H146V109H148L147 107H144ZM165 108V107H164ZM5 109H7V108H5ZM4 109V110H5ZM23 109H24V107H23ZM27 109V108H26ZM48 109H50V108H48ZM47 109V110H48ZM66 109V108H65ZM130 109H131V107H130ZM173 109H174V107H173ZM176 109V110H177ZM181 109V108H180ZM180 109H178V110H180ZM184 109V108H183ZM182 109V110H183ZM55 110V109H54ZM61 110V109H60ZM106 110H108V109H106ZM144 110V109H143ZM171 110V109H170ZM215 110V109H214ZM8 111H10V108H9V110ZM11 111H12V109H11ZM43 111V110H42ZM62 111V110H61ZM64 111V110H63ZM97 111V110H96ZM109 111V110H108ZM122 111H123V107H122ZM146 111V110H145ZM197 111V110H196ZM27 112V111H26ZM40 112V111H39ZM48 112V111H47ZM147 112V111H146ZM160 112V111H159ZM174 112V111H173ZM11 113H13V111L11 112ZM31 113V112H30ZM37 113V112H36ZM50 113V112H49ZM57 113V112H56ZM55 113V114H56ZM61 113V112H60ZM189 113V112H188ZM216 113V112H215ZM226 113V112H225ZM233 113V112H232ZM6 114H9V113H6ZM74 114V113H73ZM80 114H81V111H80ZM93 114V113H92ZM144 114V113H143ZM152 114V113H151ZM161 114V113H160ZM173 114V113H172ZM45 115H46V113H45ZM44 115V116H45ZM49 115V114H48ZM214 115V114H213ZM227 115V114H226ZM230 115H232V114H230ZM1 116H3V115H1ZM26 116V115H25ZM64 116V115H63ZM65 116H66V114H65ZM130 116H132V115H130ZM129 116V117H130ZM141 116V115H140ZM4 117V116H3ZM86 117V116H85ZM93 117V116H92ZM103 117V116H102ZM112 117H113V115H112ZM148 117V116H147ZM154 118V122H156V124H157V122L159 123H161L163 126L162 127H164V125H166L167 124V121L164 119V118H159V117H157V116H155V113H154V116H153ZM172 117V116H171ZM180 117V116H179ZM195 117V116H194ZM193 117V118H194ZM224 117V116H223ZM232 117V116H231ZM6 118V117H5ZM13 118V117H12ZM11 117L9 118V119H12ZM34 118V117H33ZM44 118V117H43ZM47 118V117H46ZM97 118V117H96ZM225 118V117H224ZM48 119V118H47ZM46 119V120H47ZM85 119V118H84ZM102 119V118H101ZM111 119V118H110ZM117 119V118H116ZM131 119V118H130ZM129 119V120H130ZM213 119V118H212ZM248 119V118H247ZM246 119V120H247ZM8 120V119H7ZM7 120L5 121V122H7ZM62 120V119H61ZM69 120V119H68ZM122 120V119H121ZM142 120V119H141ZM150 120V119H149ZM199 120V119H198ZM245 120V121H246ZM9 122H10V120H8ZM26 121V120H25ZM50 121V120H49ZM49 121L47 122V123H49ZM65 121V120H64ZM170 121V120H169ZM182 121V120H181ZM196 121V120H195ZM248 121V120H247ZM247 121L245 122V124L247 123ZM250 121H251V119H250ZM1 122H2V119H1ZM5 122H3V123H5ZM29 122V121H28ZM69 122V121H68ZM112 122V121H111ZM117 122V121H116ZM217 122V121H216ZM46 123V122H45ZM44 123V124H45ZM70 123V122H69ZM93 123V122H92ZM114 123V122H113ZM138 123V122H137ZM148 123V122H147ZM183 123V122H182ZM189 123H192V122H189ZM195 122L193 121V124H194ZM244 123V122H243ZM243 123H242V125H243ZM18 124V123H17ZM136 124V123H135ZM152 124V123H151ZM155 124V126H158V125H156ZM184 124V123H183ZM196 124V123H195ZM200 124V123H199ZM199 124H197V125H199ZM4 125V124H3ZM9 125V124H8ZM26 125V124H25ZM34 125V124H33ZM51 125V124H50ZM144 125V124H143ZM154 125V124H153ZM181 125V124H180ZM189 125V124H188ZM201 125V124H200ZM203 125V124H202ZM221 125V124H220ZM241 125V126H242ZM49 126V125H48ZM62 126V125H61ZM60 126V127H61ZM71 126V125H70ZM76 126V125H75ZM110 126V125H109ZM141 126V125H140ZM146 126V125H145ZM152 126V125H151ZM167 126H168V124H167ZM1 127V126H0ZM57 127V126H56ZM72 127V126H71ZM91 127V126H90ZM95 127V126H94ZM178 127H180V126H178ZM7 128V127H6ZM9 128V127H8ZM25 128H27V127H25ZM45 128H48V127H45ZM64 128V127H63ZM132 128V127H131ZM146 128V127H145ZM148 128H149V126H148ZM185 128V127H184ZM208 128V127H207ZM206 128V129H207ZM13 129V128H12ZM65 129V128H64ZM142 129V128H141ZM163 130L165 129V128H162ZM197 129V128H196ZM2 130V129H1ZM4 130V129H3ZM25 130V129H24ZM129 130V129H128ZM144 130H146V129H144ZM155 130V129H154ZM160 130V129H159ZM166 130V129H165ZM168 130V129H167ZM177 130H178V128H177ZM184 130V129H183ZM208 130V129H207ZM206 130V131H207ZM210 130V129H209ZM222 130V129H221ZM38 131H39V128H38ZM63 131V130H62ZM72 131V130H71ZM74 131V130H73ZM103 131V130H102ZM132 131H133V129H132ZM140 131V130H139ZM148 131V130H147ZM195 131V130H194ZM198 131V130H197ZM205 131V132H206ZM226 131V130H225ZM239 131V130H238ZM246 131H247V129H246ZM36 133H37V131H35ZM51 132V131H50ZM69 132V131H68ZM109 132V131H108ZM137 132V131H136ZM167 132V131H166ZM172 132V131H171ZM182 132V131H181ZM200 132V131H199ZM240 132V131H239ZM256 132H258V130L256 131ZM10 133V132H9ZM122 133V132H121ZM156 133H158V132H156ZM162 133V132H161ZM173 133V132H172ZM196 133H198V132H196ZM202 134H204L203 132H201ZM29 134H31V133H29ZM39 134H40V132H39ZM51 134V133H50ZM49 134V135H50ZM60 134V133H59ZM89 134V133H88ZM127 134V133H126ZM137 134V133H136ZM141 134H142V132H141ZM154 134V133H153ZM182 134V133H181ZM190 134V133H189ZM191 134H192V132H191ZM207 134V133H206ZM237 134H238V132H237ZM243 134V133H242ZM241 134V135H242ZM247 134V133H246ZM48 135V134H47ZM69 135V134H68ZM87 135V134H86ZM121 135V134H120ZM124 135V134H123ZM130 135V134H129ZM144 135V134H143ZM162 135V134H161ZM169 135V134H168ZM251 135V134H250ZM4 136V135H3ZM31 136V135H30ZM33 136V135H32ZM56 136V133H55V135H54V137ZM90 136V135H89ZM162 136H165V135H162ZM206 136V135H205ZM210 136V135H209ZM243 136V135H242ZM20 137V136H19ZM74 137V136H73ZM133 137V136H132ZM147 137V136H146ZM173 137V136H172ZM241 137V136H240ZM247 137V136H246ZM245 137V138H246ZM37 138V137H36ZM35 138V139H36ZM64 138V137H63ZM104 138V137H103ZM110 138V137H109ZM119 138H121V137H119ZM169 138V137H168ZM195 138V137H194ZM198 138V137H197ZM196 138V139H197ZM207 138V137H206ZM227 138V137H226ZM245 138H244V141H246L245 140ZM19 139V138H18ZM25 139V138H24ZM42 139H43V137H42ZM80 139V138H79ZM145 139V138H144ZM143 139V140H144ZM161 139V138H160ZM243 139V138H242ZM32 140V139H31ZM57 140H59V139H57ZM82 140V139H81ZM111 140V139H110ZM115 140V139H114ZM128 140V139H127ZM133 140V139H132ZM142 140V141H143ZM147 140V139H146ZM162 140V139H161ZM186 140V139H185ZM264 140V139H263ZM262 140V141H263ZM18 141V140H17ZM29 141V140H28ZM64 141V140H63ZM65 141H66V137H65ZM118 141V140H117ZM194 141V140H193ZM213 141V140H212ZM211 141V142H212ZM248 141V140H247ZM38 142H40V141H38ZM37 142V143H38ZM42 142V141H41ZM61 142V141H60ZM68 142V141H67ZM148 142V141H147ZM164 142V141H163ZM162 142V143H163ZM191 142V141H190ZM209 142V141H208ZM26 143H28V142H26ZM32 143H34V142H32ZM36 143V142H35ZM34 143V144H35ZM69 143V142H68ZM71 143V142H70ZM83 143V142H82ZM86 143V142H85ZM124 143H126V142H124ZM132 143V142H131ZM161 143V142H160ZM175 143V142H174ZM227 143V142H226ZM251 143V142H250ZM100 144V143H99ZM104 144H106V143H104ZM110 144V143H109ZM121 144V143H120ZM127 144V143H126ZM147 144V143H146ZM156 144V143H155ZM158 144V143H157ZM17 145V144H16ZM27 145V144H26ZM45 145V144H44ZM67 146H68V144H66ZM89 145V144H88ZM142 145V144H141ZM250 145H252V144H250ZM262 145V144H261ZM106 146V145H105ZM118 146V145H117ZM128 146V145H127ZM154 146V145H153ZM255 146V145H254ZM263 146V145H262ZM14 147V146H13ZM26 147V146H25ZM93 147V146H92ZM163 147V146H162ZM161 147V148H162ZM203 147V146H202ZM207 146H205V148H206ZM209 147V146H208ZM264 147V146H263ZM7 148V147H6ZM70 148V147H69ZM80 148V147H79ZM111 148H113V147H111ZM120 148V147H119ZM245 148V147H244ZM34 149V148H33ZM85 149V148H84ZM122 149V148H121ZM210 149V148H209ZM240 149V148H239ZM1 150V149H0ZM4 150H5V147H4ZM26 150V149H25ZM24 150V151H25ZM65 150V149H64ZM100 150V149H99ZM116 150V149H115ZM163 151H164V149H162ZM166 151H168V153H170V151L169 150H167V148L165 149ZM208 150V149H207ZM235 150V149H234ZM63 151V150H62ZM83 151V150H82ZM91 151V150H90ZM93 151V150H92ZM96 151V150H95ZM104 151V150H103ZM102 151V152H103ZM110 151V150H109ZM117 151V150H116ZM120 151V150H119ZM118 151V152H119ZM165 151V152H166ZM237 151V150H236ZM254 151H255V149H254ZM260 151V150H259ZM5 152V151H4ZM15 152V151H14ZM13 152V153H14ZM69 153H70V151H68ZM106 152V151H105ZM121 152V151H120ZM129 152V151H128ZM131 152V151H130ZM28 153H29V151H28ZM63 153V152H62ZM86 153V152H85ZM92 153V152H91ZM95 153V152H94ZM94 153H93V155H94ZM127 153V152H126ZM205 153H206V151H205ZM59 154V153H58ZM64 154V153H63ZM72 154V153H71ZM105 154V153H104ZM112 154V153H111ZM115 154V153H114ZM158 154H160V153H158ZM252 154V153H251ZM34 155V154H33ZM64 155H66V154H64ZM78 155V154H77ZM79 155H81V154H79ZM89 155H91V154H89ZM100 155V154H99ZM118 155V154H117ZM136 155V154H135ZM150 155V154H149ZM153 155V154H152ZM243 155V154H242ZM259 155V154H258ZM71 156V155H70ZM104 156V155H103ZM108 156V155H107ZM131 156H132V154H131ZM253 156H255V155H253ZM252 156V157H253ZM257 156V155H256ZM260 156H262L261 154H260ZM94 157V156H93ZM113 157V156H112ZM215 157V156H214ZM259 157V156H258ZM7 158V157H6ZM20 158H22V156L20 157ZM26 158H27V156H26ZM40 158V157H39ZM43 158V157H42ZM69 158V157H68ZM72 158H73V156H72ZM105 158V157H104ZM216 158V157H215ZM214 158V159H215ZM242 158V157H241ZM249 158V157H248ZM262 158V157H261ZM37 159H38V157H37ZM36 159V160H37ZM78 159V158H77ZM87 159V158H86ZM110 159V158H109ZM112 159V158H111ZM129 159V158H128ZM136 159V158H135ZM149 159V158H148ZM192 159V158H191ZM251 159V158H250ZM249 159V160H250ZM11 160V159H10ZM9 160V162H11L12 163V161H15V160H12V161H10ZM21 160V159H20ZM45 160V159H44ZM43 160V161H44ZM71 160V159H70ZM79 160V159H78ZM127 160V159H126ZM213 160V159H212ZM252 160V159H251ZM76 161V160H75ZM90 161H92V160H90ZM89 161V162H90ZM94 161V160H93ZM101 161V160H100ZM120 161V160H119ZM159 161V160H158ZM162 161V160H161ZM164 161V160H163ZM214 161V160H213ZM244 161V160H243ZM254 161V160H253ZM263 161V160H262ZM77 162V161H76ZM86 162V161H85ZM109 162H110V160H109ZM126 162V161H125ZM148 162H149V160H148ZM220 162H221V160H220ZM223 162V161H222ZM250 161H248L247 162V164L249 163ZM10 163V164H11ZM18 163V162H17ZM52 163V162H51ZM122 163V162H121ZM128 163V162H127ZM137 163V162H136ZM236 163V162H235ZM85 164H87V163H85ZM91 164V163H90ZM175 164V163H174ZM218 164V163H217ZM221 164V163H220ZM42 165V164H41ZM52 165H54V164H52ZM88 165V164H87ZM86 165V166H87ZM115 165V164H114ZM151 165V164H150ZM43 166V165H42ZM45 166V165H44ZM47 166V165H46ZM59 166V165H58ZM139 166H140V164H139ZM213 166V165H212ZM237 166V165H236ZM240 166V165H239ZM245 166V165H244ZM21 167V166H20ZM20 167H19V169H20ZM24 167V166H23ZM26 167H28V166H26ZM61 167V166H60ZM78 167H81V166H78ZM115 167V166H114ZM160 167V166H159ZM162 167V166H161ZM218 167H220V166H218ZM233 167H234V165H233ZM253 167H254V164H253ZM37 168V167H36ZM82 168V167H81ZM81 168H79V169H81ZM138 168V167H137ZM142 168V167H141ZM240 168V167H239ZM18 169V170H19ZM23 169H25V168H23ZM78 169V168H77ZM119 169V168H118ZM121 169V168H120ZM119 169V170H120ZM129 169V168H128ZM143 169V168H142ZM146 169V168H145ZM228 169H229V167H228ZM234 169V168H233ZM253 169V168H252ZM12 170V169H11ZM15 170H16V168H15ZM25 170H27V169H25ZM25 170H23V171H25ZM62 170V169H61ZM157 170V169H156ZM162 170V169H161ZM262 170V169H261ZM80 171V170H79ZM121 171V170H120ZM125 171V170H124ZM129 171H130V169H129ZM11 172V171H10ZM88 172H90V171H88ZM94 172V171H93ZM248 172V171H247ZM260 172V171H259ZM258 172V173H259ZM16 173V172H15ZM26 173V172H25ZM60 173V172H59ZM125 173V172H124ZM128 173V172H127ZM138 173V172H137ZM170 172H168V175H170L169 174ZM234 173H236V172H234ZM244 173H245V171H244ZM13 174V173H12ZM51 173H49V175H50ZM77 174V173H76ZM182 174V173H181ZM230 174V173H229ZM105 175V174H104ZM124 175V174H123ZM179 175V174H178ZM242 175V174H241ZM244 175H246V174H244ZM248 175V174H247ZM48 176V175H47ZM69 176V175H68ZM76 176V175H75ZM126 176V175H125ZM249 176V175H248ZM247 176V178H244L243 180L244 181H246L247 183L249 182V181H251L250 180V178ZM10 177V176H9ZM108 177V176H107ZM111 177V176H110ZM160 177H161V175H160ZM169 177V176H168ZM205 177V176H204ZM239 177V176H238ZM237 177V178H238ZM243 177H246V176H243ZM40 178V177H39ZM71 178H73V177H71ZM106 178V177H105ZM129 178V177H128ZM119 179H121V178H119ZM135 179H137V177L135 178ZM161 179V178H160ZM239 179H240V177H239ZM105 180V179H104ZM130 180V179H129ZM236 180V179H235ZM257 180V179H256ZM121 181V180H120ZM136 181V180H135ZM140 180H138V182H139ZM166 181V180H165ZM175 181V180H174ZM237 181V180H236ZM253 181H254V179H253ZM260 181H261V179H260ZM52 182V181H51ZM78 183H76V185H75V188L76 189H74V191H77V192H80V193H82V191L83 190H81L82 189V187H83V182L81 181V180H78L77 181ZM114 182V181H113ZM181 182V181H180ZM257 182V181H256ZM47 183H48V181H47ZM161 184H162V182H160ZM159 183V184H160ZM169 183H170V185L173 183V178H170L169 179ZM179 183V182H178ZM234 183V182H233ZM241 180L239 181V185L241 186ZM53 184V183H52ZM103 184V183H102ZM118 184V183H117ZM122 184V183H121ZM120 184V185H121ZM146 184V183H145ZM160 184V185H161ZM235 184H237V183H235ZM259 184V183H258ZM262 184H264V182L262 183ZM28 185V184H27ZM147 185H148V183H147ZM238 185V184H237ZM260 185V184H259ZM56 186V185H55ZM55 186H53V187H55ZM163 186V185H162ZM166 186V185H165ZM211 186V185H210ZM8 187V186H7ZM6 187V188H7ZM105 187H108L107 185L105 186ZM109 187H111V186H109ZM112 187H113V185H112ZM118 187V186H117ZM148 187V186H147ZM235 188H236V186H234ZM234 187L232 188V189H234ZM45 188V187H44ZM49 188V187H48ZM100 188V187H99ZM163 188H164V186H163ZM209 188V187H208ZM238 188H239V186H238ZM261 188V187H260ZM264 188V187H263ZM13 189H14V187H13ZM18 189H19V187H18ZM51 189V188H50ZM54 189V188H53ZM52 189V190H53ZM57 189V188H56ZM69 189H71V188H69ZM69 189H67V192H66V197H65V200H64V203H63V205H59V204H56L55 205V208H54V210H53V208H52V210H49L48 212H46V213H42L41 214V219L42 220H44V222L46 223V224H44L42 227H40L39 225H37V227L36 226H32L31 228L32 229H34L35 230V232H36V234H37V239L44 245V243H47V245H48V249L46 250V253L48 254V256H49V258L51 259V258H57V257H60V258H62V260H64L65 258H64V256L66 255V251H67V253H69V251L70 250H74L75 251V255L76 256H78V259H77V261H76V263L75 264H93V261H96L97 259H98V257H97V244L96 245H94V246H92V244L91 243H89V241H87V239H86V241H84V238L82 237V235L80 234V232H79V228L78 229H76L75 227H73L72 226V224L71 223H73L72 222V220H74V217L72 216V210H71V208L72 207H74V203H73V196L74 195H72V193L69 191ZM105 190H106V188H104ZM123 189V188H122ZM128 189V188H127ZM158 189H160L159 187H158ZM168 189H169V187H168ZM210 189V188H209ZM112 190V189H111ZM117 190V189H116ZM115 190V191H116ZM120 190V189H119ZM254 190H256V189H254ZM5 191V190H4ZM48 191V190H47ZM104 191V190H103ZM129 191V190H128ZM127 191V192H128ZM39 192V191H38ZM63 192V191H62ZM102 192V191H101ZM111 192V191H110ZM119 192V191H118ZM163 192V191H162ZM184 192V191H183ZM33 193V192H32ZM97 193H98V191H97ZM104 193V192H103ZM259 193V192H258ZM99 194V193H98ZM136 194H137V192H136ZM180 194V193H179ZM30 195H31V193H30ZM59 195V194H58ZM63 195H64V193H63ZM100 195V194H99ZM130 195V194H129ZM144 195V194H143ZM165 195V194H164ZM173 195V194H172ZM261 195V194H260ZM44 196V195H43ZM132 196H133V194H132ZM131 196V197H132ZM34 197V196H33ZM45 197H47V196H45ZM130 197V198H131ZM134 197V196H133ZM138 197V196H137ZM136 197V198H137ZM196 197V196H195ZM121 198H123L122 196H121ZM120 198V199H121ZM126 198V197H125ZM149 198V197H148ZM197 198V197H196ZM7 199V198H6ZM51 199V198H50ZM54 199H56V198H54ZM61 199V198H60ZM41 200H42V198H41ZM44 200V199H43ZM43 200H42V202H43ZM100 200V199H99ZM191 201H194V200H192V198H191ZM24 202V201H23ZM39 202V201H38ZM41 202V201H40ZM100 202V201H99ZM104 202V201H103ZM111 202V201H110ZM119 202V201H118ZM133 202V201H132ZM44 203V202H43ZM42 203V204H43ZM109 203V202H108ZM139 203V202H138ZM245 203V202H244ZM248 203V202H247ZM28 204V203H27ZM97 204V203H96ZM99 204V203H98ZM110 205V204H109ZM149 205V204H148ZM151 205V204H150ZM9 206V205H8ZM26 206V205H25ZM24 207V206H23ZM132 207V206H131ZM139 207V206H138ZM147 207V206H146ZM192 207H194V205L192 206ZM197 207V206H196ZM34 208H37V207H34ZM63 208H65L66 209V211L63 209ZM100 208V207H99ZM108 208H109V206H108ZM24 209V208H23ZM132 209V208H131ZM156 209H157V207H156ZM225 209V208H224ZM32 210H35V209H33L32 208ZM38 210V209H37ZM96 210V209H95ZM134 210V209H133ZM138 210H140V209H138ZM151 210V209H150ZM158 210V209H157ZM11 211V210H10ZM21 211V210H20ZM80 211H82V214L81 215H77L76 216V220L78 221H87V219H88V217H89V212H88V210L86 211V209L85 208H83V210H80ZM98 211V210H97ZM111 211V210H110ZM134 211H136V210H134ZM171 211V210H170ZM92 212V211H91ZM99 212V211H98ZM121 212V211H120ZM133 212V211H132ZM140 212V211H139ZM172 212V211H171ZM11 213V212H10ZM94 213V212H93ZM117 213V212H116ZM143 213V212H142ZM147 213V212H146ZM32 214V213H31ZM128 214V213H127ZM133 214V213H132ZM145 214V213H144ZM3 215V214H2ZM16 215V214H15ZM115 215V214H114ZM135 215V214H134ZM147 215H148V213H147ZM4 216V215H3ZM27 216V215H26ZM29 216V215H28ZM126 216H128V215H126ZM130 216V215H129ZM146 216V215H145ZM144 216V217H145ZM151 216V215H150ZM154 216V215H153ZM153 216H151V217H153ZM20 217V216H19ZM31 217V216H30ZM98 217V216H97ZM125 217V216H124ZM28 218V217H27ZM111 218V217H110ZM142 218V217H141ZM9 219V218H8ZM152 219V218H151ZM222 219V218H221ZM93 220V219H92ZM103 220H105V218L103 219ZM127 220V219H126ZM28 221V220H27ZM26 221V222H27ZM30 221V220H29ZM90 221V220H89ZM96 221V220H95ZM101 221H102V219H101ZM4 222V221H3ZM31 222H32V220H31ZM123 222V221H122ZM126 222V221H125ZM97 223H98V221H97ZM116 223V222H115ZM136 223H137V221H136ZM144 223H146V222H144ZM155 223V222H154ZM4 224V223H3ZM24 224V223H23ZM86 224V223H85ZM205 224V223H204ZM25 225V224H24ZM23 225V226H24ZM75 225V224H74ZM125 225V224H124ZM170 225V224H169ZM212 225V224H211ZM91 226V225H90ZM142 226V225H141ZM145 226H146V224H145ZM153 226V225H152ZM26 227V226H25ZM76 227H77V225H76ZM88 227V226H87ZM100 227V226H99ZM110 227V226H109ZM199 227V226H198ZM30 228V229H31ZM82 228V227H81ZM100 228H102V227H100ZM129 228V227H128ZM165 228V227H164ZM202 228V227H201ZM254 228V227H253ZM264 228V227H263ZM93 229H95V228H91L90 227V230L92 231ZM147 229V228H146ZM3 230V229H2ZM1 230V231H2ZM28 230V229H27ZM73 231V233H74V235H72V236H70V233H69V231ZM85 230V229H84ZM245 230V229H244ZM264 230V229H263ZM29 231V230H28ZM81 231V230H80ZM83 231V230H82ZM133 231H134V229H133ZM142 231V230H141ZM217 231V230H216ZM30 232V231H29ZM85 232V231H84ZM89 232V231H88ZM125 232V231H124ZM139 232V231H138ZM143 232V231H142ZM193 232V231H192ZM192 232H190V233H192ZM12 233V232H11ZM2 234V233H1ZM29 234V233H28ZM92 234V233H91ZM195 234V233H194ZM13 235V234H12ZM11 235V236H12ZM32 235V234H31ZM87 235V234H86ZM136 235V234H135ZM263 235V234H262ZM14 236V235H13ZM189 236V235H188ZM4 237V236H3ZM150 237V236H149ZM187 237V236H186ZM5 238V237H4ZM13 238V237H12ZM93 238H94V240L96 241V242H98V244L99 243H103V240L99 237V235H97V234H95L94 232H93ZM240 238V237H239ZM0 239H1V237H0ZM3 239V238H2ZM7 239H10V238H7ZM15 239V238H14ZM127 239V238H126ZM6 240V239H5ZM228 240V239H227ZM198 241V240H197ZM1 242V241H0ZM9 242V241H8ZM33 242V241H32ZM200 242V241H199ZM241 242V241H240ZM2 243V242H1ZM0 243V244H1ZM115 243V242H114ZM6 244V243H5ZM8 244V243H7ZM38 244V243H37ZM3 245V244H2ZM22 244H20V246H21ZM33 245V244H32ZM130 245V244H129ZM17 246H18V244H17ZM42 246V245H41ZM40 246V247H41ZM150 246V245H149ZM22 247V246H21ZM24 247V246H23ZM36 247H37V245H36ZM101 247V246H100ZM107 248L109 247V246H106ZM29 249H30V247H28ZM106 248V249H107ZM125 248V247H124ZM146 248H148V246H146ZM153 248V247H152ZM194 248V247H193ZM1 249V248H0ZM5 249V252L8 254V256H10L12 259H20V262H21V264H40V259L38 258V257H35V256H32V255H29V254H25L24 252H25V250H24V254H22V252L21 253H19V250H18V248H16V245L15 244H13L12 246L11 245H7L6 246V248H4ZM33 249V248H32ZM38 249V248H37ZM56 250L60 253V255H56L57 253H56ZM114 250V249H113ZM188 250H190V249H188ZM215 250V249H214ZM37 251V250H36ZM71 251V252H72ZM135 251V250H134ZM29 252V251H28ZM42 252V251H41ZM40 252V253H41ZM127 252V251H126ZM213 253V252H212ZM258 253V252H257ZM46 254V255H47ZM96 254V255H95ZM128 254H129V250H128ZM144 254V253H143ZM198 254V253H197ZM4 255V254H3ZM69 255V254H68ZM118 255V254H117ZM149 255V254H148ZM213 255V254H212ZM237 256H236V259H235V261L237 262V263H242L243 261H244V258H243V256H244V253H238L237 252V254H236ZM44 256V255H43ZM124 257H126L125 255H123ZM123 256H121L122 258H123ZM252 256V255H251ZM2 257V256H1ZM5 257V256H4ZM72 257V256H71ZM115 257V256H114ZM132 257H133V255H132ZM139 257V256H138ZM231 257V256H230ZM48 258V259H49ZM97 258V259H96ZM121 258V259H122ZM130 258V257H129ZM147 258H148V256H147ZM211 258V257H210ZM225 258V257H224ZM2 259H6V258H2ZM1 259V260H2ZM10 259V258H9ZM11 259V260H12ZM43 259V258H42ZM124 259V258H123ZM206 259V258H205ZM223 259V258H222ZM260 259V258H259ZM59 260V259H58ZM145 260V259H144ZM195 260V259H194ZM212 260V259H211ZM2 261H4V260H2ZM2 261H1V263H2ZM6 261H8V260H6ZM14 261V260H13ZM48 261H50V260H48ZM47 261V262H48ZM91 261H92V263H91ZM109 261V260H108ZM132 261H133V259H132ZM137 261V260H136ZM146 261V260H145ZM196 261V260H195ZM249 261V260H248ZM46 262V263H47ZM57 262H59V261H57ZM119 262V261H118ZM121 262V261H120ZM170 262V261H169ZM201 262V261H200ZM203 262V261H202ZM210 262V261H209ZM3 263H5V262H3ZM8 263V262H7ZM13 264H18V262L16 261V262H12ZM43 263H44V261H43ZM72 263V262H71ZM127 263V262H126ZM133 263V262H132ZM137 263H138V261H137ZM214 263H216V261L214 262ZM226 263V262H225ZM9 264V263H8ZM74 264V263H73ZM109 264V263H108ZM112 264V263H111ZM117 264V263H116ZM196 264H198V263H196ZM211 264V263H210Z\"/></svg>",
  "mask_w": 264,
  "mask_h": 264
}]
</instances>
